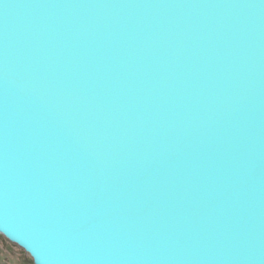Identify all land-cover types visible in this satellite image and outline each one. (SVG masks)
Segmentation results:
<instances>
[{
  "label": "water",
  "instance_id": "95a60500",
  "mask_svg": "<svg viewBox=\"0 0 264 264\" xmlns=\"http://www.w3.org/2000/svg\"><path fill=\"white\" fill-rule=\"evenodd\" d=\"M0 234L264 264V0H0Z\"/></svg>",
  "mask_w": 264,
  "mask_h": 264
},
{
  "label": "rangeland",
  "instance_id": "374dc122",
  "mask_svg": "<svg viewBox=\"0 0 264 264\" xmlns=\"http://www.w3.org/2000/svg\"><path fill=\"white\" fill-rule=\"evenodd\" d=\"M32 260L22 247L0 234V264H33Z\"/></svg>",
  "mask_w": 264,
  "mask_h": 264
},
{
  "label": "trees",
  "instance_id": "16d2710c",
  "mask_svg": "<svg viewBox=\"0 0 264 264\" xmlns=\"http://www.w3.org/2000/svg\"><path fill=\"white\" fill-rule=\"evenodd\" d=\"M32 263L34 264L33 260H32Z\"/></svg>",
  "mask_w": 264,
  "mask_h": 264
}]
</instances>
